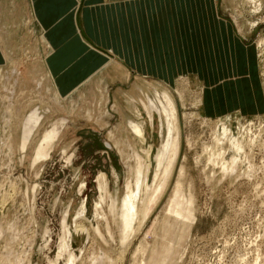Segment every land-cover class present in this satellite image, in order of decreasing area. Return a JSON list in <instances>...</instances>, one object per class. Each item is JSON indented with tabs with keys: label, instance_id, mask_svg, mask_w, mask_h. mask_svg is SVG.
Returning <instances> with one entry per match:
<instances>
[{
	"label": "rangeland",
	"instance_id": "374dc122",
	"mask_svg": "<svg viewBox=\"0 0 264 264\" xmlns=\"http://www.w3.org/2000/svg\"><path fill=\"white\" fill-rule=\"evenodd\" d=\"M2 2L0 264H71L69 254L73 264H264V0L219 4L246 50L234 59L232 78L202 69L171 85L168 78H132L107 88L104 67L79 88L64 80L61 93L44 63L51 50L39 23L17 26V14L13 24V12ZM11 32L15 37L8 41ZM156 92L172 97L181 149L169 187L123 244L109 195L122 200L132 180L129 165L135 167L133 150L144 156L127 127V100L138 102L155 153L161 146L159 119L155 115L153 128L139 101L147 103L146 96L160 107L164 101ZM34 113L39 124L22 147ZM59 122L64 126L49 156L34 162L44 132ZM231 140L243 151L235 171L224 172L221 164L237 155ZM182 167L183 201L193 221L168 213ZM100 174L110 186L97 217ZM63 242L69 247L61 253Z\"/></svg>",
	"mask_w": 264,
	"mask_h": 264
},
{
	"label": "crops",
	"instance_id": "0c3cea01",
	"mask_svg": "<svg viewBox=\"0 0 264 264\" xmlns=\"http://www.w3.org/2000/svg\"><path fill=\"white\" fill-rule=\"evenodd\" d=\"M229 1L6 0V11L13 24L19 14L17 26L39 23L51 50L44 63L61 93L64 80L79 88L104 67L107 88L132 78H168L171 85L202 69L232 78L234 59L246 50L219 6Z\"/></svg>",
	"mask_w": 264,
	"mask_h": 264
},
{
	"label": "bare ground",
	"instance_id": "6f19581e",
	"mask_svg": "<svg viewBox=\"0 0 264 264\" xmlns=\"http://www.w3.org/2000/svg\"><path fill=\"white\" fill-rule=\"evenodd\" d=\"M139 92H141V90ZM156 95L158 98L161 96L164 101L160 107L156 106L155 102L146 96L145 99L147 103L139 101L147 112L148 122L153 128L155 126V115L159 119V137L161 138V146L157 148L155 153L153 145L148 143L145 129L146 121L140 122L143 119V116L141 110L137 106L138 102L132 98L127 100V103L129 104V112L132 115V117H127V127L131 130L136 142L141 146L145 159H143L144 156L142 157L137 151L133 150V156L136 162L134 163L135 167L134 165H129L131 174L130 178L132 180H127L124 197L120 201L119 198H114L109 195L111 202L110 211L113 214L114 222L119 225L123 244L133 235L135 224L141 219L143 222L148 219L152 202H154L158 196L161 198L169 187V183L173 179L175 165L177 164L181 149L178 113L172 97L167 92H163L162 95L156 92ZM39 120L40 118L37 117L36 113L30 115L29 121L31 128L28 126V128H24V131H28L25 132L22 147L23 145H26L29 137L33 135L32 133L38 126ZM57 124L54 123L49 131L46 133L44 132L43 137H41L42 139L36 146L34 162H37L40 159H47L49 156V148L53 142L55 143V141H57L58 136L62 132L60 129L64 126V123ZM59 131L61 132L59 133ZM165 131L166 136H164ZM227 132L228 130L224 129V135ZM231 143L237 155L232 158L231 162H223L221 164L224 172L235 171V168L240 161L238 155L243 151V145L241 143H238L235 140H231ZM128 147L132 149L130 145ZM184 172L185 170L182 167L175 182L172 199L170 200L168 207V213L182 221H193L191 207L189 208L190 204H185L183 201ZM249 174L250 173H248V175ZM150 175H153L152 184L150 183ZM97 184L100 192V200L96 203L95 210L96 216L99 217L98 210L102 205L105 195L108 194L110 184L105 174H100L98 176ZM149 191L151 192V194H149L150 196L148 195ZM116 205L119 206L116 207ZM86 213L87 210L84 204L78 212V217L86 218ZM69 239L71 240V237H69ZM68 247L67 244L63 242L60 247V252L63 253ZM73 261L74 256L69 254V262L73 264Z\"/></svg>",
	"mask_w": 264,
	"mask_h": 264
}]
</instances>
